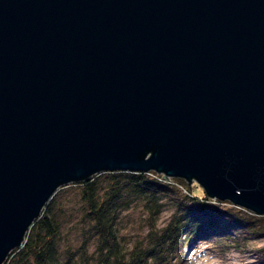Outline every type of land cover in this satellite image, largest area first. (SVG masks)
<instances>
[{
    "label": "water",
    "instance_id": "95a60500",
    "mask_svg": "<svg viewBox=\"0 0 264 264\" xmlns=\"http://www.w3.org/2000/svg\"><path fill=\"white\" fill-rule=\"evenodd\" d=\"M111 172L264 217V0H0V264Z\"/></svg>",
    "mask_w": 264,
    "mask_h": 264
},
{
    "label": "trees",
    "instance_id": "16d2710c",
    "mask_svg": "<svg viewBox=\"0 0 264 264\" xmlns=\"http://www.w3.org/2000/svg\"><path fill=\"white\" fill-rule=\"evenodd\" d=\"M168 199L173 216L159 227ZM134 209L147 229L125 247L118 225ZM259 237L264 217L208 199L184 181L165 183L154 173H101L59 189L5 264H175L190 239L223 250L229 242L240 246ZM261 254L264 264V248Z\"/></svg>",
    "mask_w": 264,
    "mask_h": 264
},
{
    "label": "rangeland",
    "instance_id": "374dc122",
    "mask_svg": "<svg viewBox=\"0 0 264 264\" xmlns=\"http://www.w3.org/2000/svg\"><path fill=\"white\" fill-rule=\"evenodd\" d=\"M154 175L157 177V179H160V181L165 183L176 180H164V178H162L163 176L157 174L156 172ZM184 183L189 185V187L191 186L196 192H198V190H202L201 187L195 182L189 184L184 181ZM220 203L228 204L230 207H234L228 202L221 201ZM165 204L166 206L164 207L163 212L160 214L156 222L157 226L159 227L166 226L169 219L173 216V203H171L168 199L165 201ZM222 207L226 209L228 208L225 205ZM144 220V217L141 216L138 209H134V211L132 210L123 214L121 222L118 225V229L120 236L123 238V241H125V247H127L130 242L134 243L137 239L142 238L143 233L147 229ZM229 244L230 247H228V249L221 250L218 245L206 242L204 239L198 241L192 239L187 240L183 244V253H181L182 255H180V258L177 259L175 264H261V249L264 248V237L255 238V240H249L244 245L240 246L231 242H229Z\"/></svg>",
    "mask_w": 264,
    "mask_h": 264
}]
</instances>
